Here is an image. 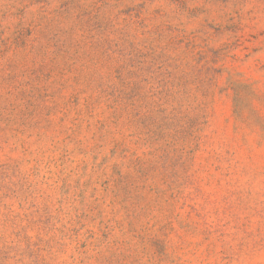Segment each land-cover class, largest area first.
I'll use <instances>...</instances> for the list:
<instances>
[{
  "label": "rangeland",
  "instance_id": "rangeland-1",
  "mask_svg": "<svg viewBox=\"0 0 264 264\" xmlns=\"http://www.w3.org/2000/svg\"><path fill=\"white\" fill-rule=\"evenodd\" d=\"M0 264H264V0H0Z\"/></svg>",
  "mask_w": 264,
  "mask_h": 264
}]
</instances>
